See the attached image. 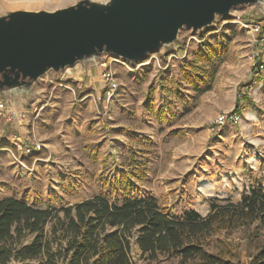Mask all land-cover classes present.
<instances>
[{
    "label": "rangeland",
    "instance_id": "374dc122",
    "mask_svg": "<svg viewBox=\"0 0 264 264\" xmlns=\"http://www.w3.org/2000/svg\"><path fill=\"white\" fill-rule=\"evenodd\" d=\"M80 1L0 0V17ZM263 37L264 5L238 6L211 27L181 29L171 46L140 61L105 53L50 71L29 93L0 95V199L59 210L95 196L154 198L181 217L205 216L214 199L237 203L249 188L264 189V70L255 67L264 63ZM216 240L235 249L237 264H248L255 250L241 231ZM137 254L136 264H196Z\"/></svg>",
    "mask_w": 264,
    "mask_h": 264
},
{
    "label": "trees",
    "instance_id": "16d2710c",
    "mask_svg": "<svg viewBox=\"0 0 264 264\" xmlns=\"http://www.w3.org/2000/svg\"><path fill=\"white\" fill-rule=\"evenodd\" d=\"M238 231L245 234L246 245L255 248L246 256L248 264H264L262 186L249 188L237 203L214 199L205 216L195 211L174 216L154 198L110 202L95 196L59 210L2 198L0 264H136L135 250L139 260L168 257L196 264H237L235 249L212 237Z\"/></svg>",
    "mask_w": 264,
    "mask_h": 264
},
{
    "label": "water",
    "instance_id": "95a60500",
    "mask_svg": "<svg viewBox=\"0 0 264 264\" xmlns=\"http://www.w3.org/2000/svg\"><path fill=\"white\" fill-rule=\"evenodd\" d=\"M264 0H82L54 12L0 17V95L29 93L50 71L111 54L127 62L169 47L183 28L201 31L234 7Z\"/></svg>",
    "mask_w": 264,
    "mask_h": 264
},
{
    "label": "built area",
    "instance_id": "2783aa9c",
    "mask_svg": "<svg viewBox=\"0 0 264 264\" xmlns=\"http://www.w3.org/2000/svg\"><path fill=\"white\" fill-rule=\"evenodd\" d=\"M251 28H252L251 29L252 30V33L258 34L260 32V27L257 26V25H252ZM125 62H127V61H125ZM127 63H130L131 64V62H127ZM255 67H256V70L257 71L262 72L264 70V63H263V61L262 62L261 61H258L257 64H255ZM105 80H106V82H109L108 84H110V86H111V89H110L112 91L111 93H113L115 91L117 85H116L115 81L113 80L112 75L106 74L105 75ZM0 108H2V105H0ZM225 120H226V117L225 116H219L217 118V121L216 122H217V124H222ZM34 146H35V148L37 150H40V144H38L36 142V143H34ZM25 151L26 152H30V150L27 149V148H25Z\"/></svg>",
    "mask_w": 264,
    "mask_h": 264
},
{
    "label": "bare ground",
    "instance_id": "6f19581e",
    "mask_svg": "<svg viewBox=\"0 0 264 264\" xmlns=\"http://www.w3.org/2000/svg\"><path fill=\"white\" fill-rule=\"evenodd\" d=\"M70 73V72H69ZM69 76V75H68Z\"/></svg>",
    "mask_w": 264,
    "mask_h": 264
}]
</instances>
